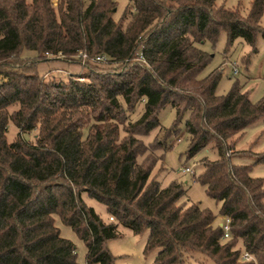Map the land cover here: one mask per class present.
<instances>
[{
	"label": "trees",
	"instance_id": "obj_1",
	"mask_svg": "<svg viewBox=\"0 0 264 264\" xmlns=\"http://www.w3.org/2000/svg\"><path fill=\"white\" fill-rule=\"evenodd\" d=\"M116 10L115 0H0V264H80L54 214L85 242L87 264H116L106 242L119 224L148 230L154 264H264V178L251 174L264 148H235L264 119V95L251 100L237 80L217 93L221 72L201 75L211 54L200 46L224 29L225 49L242 37L255 52L264 0H251L245 15L214 0H127ZM58 58L85 70L39 69ZM165 105L175 109L168 127L158 117ZM182 121L187 157L206 146L218 153L201 158L196 179L230 218L226 238L209 207L180 201L182 182L150 176L157 149L173 144ZM156 127L162 139L155 133L146 143ZM246 155L252 163L232 160ZM84 194L105 205L108 221Z\"/></svg>",
	"mask_w": 264,
	"mask_h": 264
},
{
	"label": "rangeland",
	"instance_id": "obj_2",
	"mask_svg": "<svg viewBox=\"0 0 264 264\" xmlns=\"http://www.w3.org/2000/svg\"><path fill=\"white\" fill-rule=\"evenodd\" d=\"M117 10L115 17H118L127 0H115ZM216 4H224L226 6L235 8L239 7L240 12L245 15L251 0H214ZM260 24L264 26V11L260 19ZM226 32L221 30L216 42L213 44L209 40L204 41L200 46L207 50L210 54V61L204 67L201 75L206 74L210 70L217 68L221 75L216 86V92L219 94L226 93L233 83L237 80L242 89L246 90L249 97L253 101L259 100L264 95V39L260 32L256 33L255 46L256 51L251 52V45L248 44L242 37H237L227 49L226 46ZM34 52L29 49H24L22 55H32ZM39 69L45 71L47 76L67 75L70 73H80L85 68L81 64L74 63L68 59L58 58L55 60L39 62ZM234 68L237 72H234ZM80 77V76H79ZM82 77V76H81ZM81 79V78H79ZM83 80V79H81ZM137 116L136 114L134 117ZM160 125L170 126L175 118V109L170 105H165L158 112ZM181 133L173 139V144L165 149H157V153H161V157L154 164L150 176H155L161 185H167L172 180L180 181L186 188V193L180 198L181 202L191 203L199 202L203 206L209 207L215 214V222L221 221V214L219 212L221 202L209 196L196 176L201 172L203 166L200 162L201 158L207 156L209 158H216L218 153L215 149L206 146L200 149L191 157H187L185 150L188 145V140L184 128V121L180 123ZM158 128L151 130L142 138L146 143L153 141L155 133ZM36 129L25 136L33 138ZM17 128L10 120L8 123L7 138L11 140L16 134ZM156 139H162V130L156 133ZM251 147L252 150L258 151L264 148V119L258 117L250 125H248L243 133L238 137L235 143L236 149H247ZM145 155H141L139 160L143 159ZM234 162L252 163V156H232ZM190 166L193 173L184 172L182 168ZM251 174L264 178V163H256L252 165ZM84 199L88 205L94 207L96 212L100 214L103 220L108 221L109 215L106 211L105 205L97 201L95 198L84 194ZM54 222L59 228L60 234L70 239L75 245L76 260L80 264H87L85 261L86 244L73 228L64 223L59 215L54 214ZM119 235L107 240L106 245L109 251L116 255V264H154L155 252H145V243L148 236V230L143 232H134L131 228L118 225ZM239 245V243L237 244ZM200 264H214L210 258L203 257Z\"/></svg>",
	"mask_w": 264,
	"mask_h": 264
},
{
	"label": "built area",
	"instance_id": "obj_3",
	"mask_svg": "<svg viewBox=\"0 0 264 264\" xmlns=\"http://www.w3.org/2000/svg\"><path fill=\"white\" fill-rule=\"evenodd\" d=\"M53 1L56 2L57 0H53ZM80 55L82 57L81 58V61L83 63L84 62V59L87 57V54L85 52H82ZM101 58H102L101 55H96L93 59L99 60ZM234 72H237V69L236 68H234ZM77 78L78 79L79 78L83 79V77H81V76L80 77H77ZM182 171H184V172H187L188 171V172L192 173L193 172V169L190 166H184L182 168ZM110 219H112V217H110ZM219 224L223 228V235H222V237L223 238L228 237L230 235V218L227 215L221 216V221L219 222ZM241 257L243 259H252L253 258V256L250 253H248L247 251H242L241 252Z\"/></svg>",
	"mask_w": 264,
	"mask_h": 264
},
{
	"label": "water",
	"instance_id": "obj_4",
	"mask_svg": "<svg viewBox=\"0 0 264 264\" xmlns=\"http://www.w3.org/2000/svg\"><path fill=\"white\" fill-rule=\"evenodd\" d=\"M82 80L81 79H78L77 82L80 83Z\"/></svg>",
	"mask_w": 264,
	"mask_h": 264
}]
</instances>
